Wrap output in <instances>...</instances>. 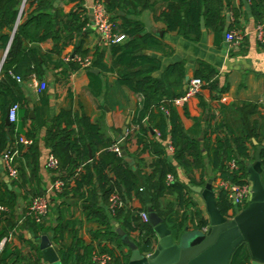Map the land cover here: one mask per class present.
Instances as JSON below:
<instances>
[{
	"label": "trees",
	"instance_id": "1",
	"mask_svg": "<svg viewBox=\"0 0 264 264\" xmlns=\"http://www.w3.org/2000/svg\"><path fill=\"white\" fill-rule=\"evenodd\" d=\"M56 1L28 0L25 8L21 10L23 0H0V41L2 47L10 46L0 73V111L3 113V121L0 124V156L6 152L8 146L12 153L15 150L23 153L22 144L13 147L20 135L15 130V124H11L9 137L4 121L8 110L15 104L24 108L27 117L28 103L21 94L16 78L41 74L44 64L42 61L44 59L45 62L46 58L40 55L37 46L44 42L54 43L51 55H60L67 47L74 45V56L91 58L92 66L87 69L91 83L101 79V76L90 73L91 70L116 73L123 87L143 97V103L137 106L134 119L128 128L129 134L125 136L124 142L118 145L124 151L123 147L133 137L132 127L138 126L134 135L138 146L143 147L140 153L148 150L155 156L152 164L148 166L152 169L151 173H144L141 167L139 171L134 172L125 157L114 151L117 143L106 140L100 126L93 124L86 115L62 110L51 122L47 146L57 160L54 182L60 180L64 183L63 192L55 195L59 204L56 206L57 225L48 226L46 218L38 224L29 210L22 227L37 239L42 235L51 238L60 246L59 254L64 264H92V254L95 251L92 244H85L79 238V222L70 215L68 207L70 198L80 201L87 222L99 226L92 237L94 242H102L99 243L101 252L112 257V264H129L131 253L124 251L122 237L115 231L114 222H118L129 237L137 235L132 240L142 254H152L156 248L157 237L153 227L144 223L140 216L143 212L148 213L149 207L163 218L175 239H179L186 231L189 220L197 230L208 229L210 223L203 216L198 204L190 198L192 192L189 185L206 187L210 179L214 182L220 179L224 183L245 184L258 146L263 147L261 164L264 183V115L261 113V106L243 103L234 108L235 117L232 122H217L210 116L204 131L197 124V128L191 132L183 128L180 116L173 106L166 108L169 115L162 111L165 102L171 103L186 94L183 87L187 71L182 64H177L170 66L161 79L153 76L161 69V62L146 55L144 51L160 49L162 45L157 38L145 33L143 25L134 19L140 13L153 8V0H111L109 4L106 3L112 19L121 21L116 32L126 36V41L112 45L110 49L113 57L112 67L105 64L104 51L96 49L91 56L85 49L84 28L90 23V16L80 8L68 15L62 14L54 7ZM166 1L167 9L156 20L164 22L167 32H178L187 40L198 43L204 34L203 20L206 30L215 31L217 34L224 32V9L226 6L230 7L231 0ZM246 1L250 3L251 11L259 23H264V0ZM27 6L29 10H26ZM233 12L234 24L229 30L237 29L239 24L240 14L235 10ZM5 31L7 33H4ZM80 69L78 63H69L71 73ZM217 75L211 66L200 63L194 77L203 81V89H210L214 93V99H220L229 90L228 85L220 88ZM200 105L207 110L203 102ZM154 109L160 111L161 138L149 141L152 129L145 127L143 122L151 116ZM47 124L46 121L36 122L39 127ZM168 126L171 128L170 133L167 131ZM26 137L32 140L33 144L25 156L32 159L36 152L35 132L29 131ZM253 140L257 141L258 146L253 145ZM163 142H170L173 148L172 156ZM232 161L238 165L237 170L231 169ZM179 168L183 170L188 184L180 180ZM169 176L174 177L173 183L168 182ZM174 195L176 202H163L166 196ZM40 196L44 195L40 193L32 196V199ZM116 196L123 202V207L112 209L111 200ZM132 198H137L143 208L134 209L129 206ZM216 200L221 214L229 220L250 205L235 207L229 200V193L223 188L217 189ZM17 204L16 193L0 182V206L10 212L6 227L0 233V243L16 229L17 224L12 220ZM66 234L72 239L70 246L64 243ZM113 243L117 244L116 249L109 247ZM28 244L31 253L25 257L20 250L5 245L0 254V264H43L40 246L32 242ZM232 260L231 264H251L248 245H241Z\"/></svg>",
	"mask_w": 264,
	"mask_h": 264
},
{
	"label": "crops",
	"instance_id": "2",
	"mask_svg": "<svg viewBox=\"0 0 264 264\" xmlns=\"http://www.w3.org/2000/svg\"><path fill=\"white\" fill-rule=\"evenodd\" d=\"M94 2L95 0H64L58 6L54 4V7L65 15L70 14L76 8H80L90 16V9ZM153 3V8L134 17L136 21L143 25L144 32L157 38L162 45L160 49L144 51L146 55L152 56L161 62V69L154 73L153 76L161 79L170 66L182 64L187 71L183 87L186 92L187 83L195 77L199 64L204 63L216 70L220 88L225 85H228L229 88L228 92L223 94L220 99H214V93L210 89H203L197 97H192L183 104L177 105L173 102H165V111L161 108L162 111L169 115V110L166 108L173 106L180 116L183 128L190 132L197 128V124L204 131L210 116L214 117L217 122H222L223 120L228 123L232 122L235 117L234 108L243 103L249 102L261 106L260 110L264 115V46L259 43L255 33V29L261 23L251 11L250 3L246 0H231L230 7L226 6L224 9L226 17L224 32L217 34L215 31L206 30L205 26V29H202L204 31L203 38L198 43L187 40L178 32H167L164 22L156 20V18L161 16L162 12L167 9L168 3L166 0H153ZM26 10H29L28 6ZM233 10L238 11L240 14L239 24L237 29L229 30L234 24ZM91 17L90 23L84 28L86 35L85 49L90 52L91 56L94 55L96 49L104 51L106 53L105 64L108 67H112L111 47L102 45L100 34ZM116 22L117 26H119L121 21L118 19ZM233 31L243 36L244 41L242 44L234 45L226 41L227 33ZM4 33L7 32L5 31ZM37 47L40 55L45 57L46 61L44 62V59L42 61L44 64L41 74H33L30 77L21 78V81H17L18 77L16 78L21 88V94H23L28 103V115L25 117L24 108L20 107L19 120L15 124V130L20 134L18 138L26 136L29 131L35 132V156L32 159L29 156H25L30 146H23V153L17 154V150L13 152V165L19 171V179L17 181L9 179L10 177L3 160L5 153L0 156V163L3 160V163L0 164V182L4 183L8 190L14 191L18 196V204L12 220L17 225L16 229L6 236L9 237L6 245L20 250L24 257L31 253L28 243L32 242L34 245L39 246L41 240V238H35L29 230L22 227L27 215L26 212L28 213L29 207L34 200L32 196L41 193L50 201V213L54 212V214L50 217V214H48L46 217L48 226L55 227L58 220L56 206L59 204L56 202V194L51 189L56 183L54 182L56 175L54 170L48 166V162L53 156L52 151L47 146L48 129L51 122L61 114L62 110L86 115L93 124L100 126L106 140L116 142L118 145L124 142L125 136L129 134L128 128L134 119L137 106L140 102L143 103L142 96L132 93L120 84L116 73H102L99 69H94L97 70L95 74L101 76L100 83L97 80L91 83L87 70L80 69L75 73H71L69 70L70 62L67 61V58L75 57L73 54L74 45L67 47L60 55L50 54L54 49L53 42H44ZM9 48L10 46L7 48L2 47V42L0 41V70L7 58ZM42 85H46V88L40 91ZM95 90L96 92H94ZM202 102L207 106V110L201 107L200 104ZM159 112L158 109H154L151 116L147 117L143 122L145 127L152 129L151 135L148 137L149 141L161 138L162 123L159 118ZM8 116L9 113L7 114ZM6 119L4 121L5 125ZM38 120L41 122L46 121L48 124L39 127L36 125ZM2 121L3 113L0 111V124ZM6 127L8 131L10 127L7 125ZM126 128L128 129L127 134H125ZM167 128L170 133L171 128L169 126ZM132 130V139L123 147L127 153L126 162L132 167L134 172L139 171L141 167L144 173L149 174L152 169L148 166L152 164L155 156L148 150L140 153L143 147L138 146L137 138L134 135L136 133L135 130H138V126L132 127ZM202 135L204 133L201 134V137ZM254 141L257 143L256 140H253V145H257L258 143L255 144ZM18 144L19 140L13 147ZM163 144L168 147L169 154L172 156L173 148L170 142H163ZM178 171L180 180L188 184L183 170L179 168ZM220 182V179L216 182L213 181L215 191L220 188ZM191 187L193 186L189 185L190 190ZM191 192V200L198 204V207L203 211V216L208 220L206 204L202 196L192 190ZM163 202L165 204L174 203L176 202V197L175 195L166 196ZM128 204L134 209L143 208L137 198H132ZM68 207L70 215H73L79 222V238L85 244H92L95 248L92 254L93 258L94 253L102 251L101 244L99 245L102 242H94L92 237L99 226L86 221L79 200L70 198ZM8 214H10L9 210L0 217V233L6 227ZM113 225L116 229L115 231L119 233V228H122L121 225L118 222H114ZM186 230L188 233L200 231L195 229V225L190 220ZM203 232L205 231L203 230ZM136 237L137 235L134 234L130 239L132 240ZM49 239L51 240V238ZM121 242L124 245V251L131 253L129 247L123 243V238ZM51 243L59 253L60 246L53 240H51ZM64 243L67 246L72 243V239L67 234L65 235ZM157 245L156 241V247ZM109 247L116 249L117 244L113 243ZM43 264L47 263L44 262Z\"/></svg>",
	"mask_w": 264,
	"mask_h": 264
},
{
	"label": "water",
	"instance_id": "3",
	"mask_svg": "<svg viewBox=\"0 0 264 264\" xmlns=\"http://www.w3.org/2000/svg\"><path fill=\"white\" fill-rule=\"evenodd\" d=\"M64 0H58V6ZM25 2V0H24ZM23 2V3H24ZM109 4L110 0H106ZM92 21L94 17H91ZM202 29L205 22L202 21ZM163 35V34H162ZM97 73V70L91 71ZM33 115V113H32ZM130 123V122H129ZM128 123V124H129ZM6 125L11 127L9 118ZM8 132L10 137L11 133ZM128 129H125V134ZM202 135L201 140H203ZM255 144H257L254 141ZM263 147L259 146L253 165H250L248 174L249 182L252 183V195L250 205L240 212L232 220L225 218L218 207L216 191L213 179L207 182L206 187L193 186L191 190L202 196L206 204V212L210 226L207 232L194 231L184 233L179 239H175L173 232L164 223L157 212L150 207L148 210L149 224L153 227L157 237V247L152 254H142L138 245L133 243L126 232L119 228L123 243L129 247L131 256L129 264H231L235 251L243 244H247L251 264H264V183L262 180L263 167L261 152ZM8 154L9 146L5 150ZM121 155L126 157V151ZM92 159V153H91ZM3 163V160L0 164ZM10 179V178H9ZM10 187V186H9ZM40 249L43 261L47 264H64L56 248L52 245L47 235L40 240Z\"/></svg>",
	"mask_w": 264,
	"mask_h": 264
},
{
	"label": "built area",
	"instance_id": "4",
	"mask_svg": "<svg viewBox=\"0 0 264 264\" xmlns=\"http://www.w3.org/2000/svg\"><path fill=\"white\" fill-rule=\"evenodd\" d=\"M27 1L28 0H25L22 10L25 8ZM90 16L94 17L93 23L98 33L100 34L102 45L112 47V45L121 44L126 41V36L124 34L116 32L118 28L117 22L112 19V15H110L107 11L105 0H95L92 8L90 9ZM255 30L259 43L264 46V23L260 24ZM226 41L234 45H240L243 43L244 38L241 34L237 33L236 31H233L227 33ZM67 61H73L74 63H78L81 66V69L83 70H87L92 66L91 58L83 59L80 56H75L74 58L68 57ZM17 81H21V77L18 76ZM203 87L204 83L202 80L197 78L190 79L186 86V94L183 97L174 100L173 103L180 105L189 101L192 97H197L202 92ZM45 88L46 85H42L40 91L45 90ZM141 105L142 102L139 103V106ZM20 107V104H15L10 107L8 111V118L11 124L18 123ZM162 109L165 111L164 108ZM19 143H21L25 147H29L33 144V141L28 139L26 136H21L19 138ZM113 149L118 154L122 153V149H120L119 145H115ZM18 153L19 152H17V154ZM3 160L10 179L17 181L19 179V171L13 165L14 154L12 152L5 154ZM48 166L53 170L56 169L57 160L53 156L50 158ZM230 167L232 170L238 169V165L234 161L230 163ZM173 180L174 177H168L169 183H173ZM220 188H223L229 193V200L235 205V207H245L246 205H249L251 203L250 200L252 195V183L249 182V180H247L245 184H229L221 181ZM51 189L53 193L59 194L64 190V183L59 180L52 186ZM111 206L112 209L117 208V206L123 207V202H121L119 197L116 196L112 198ZM50 209V201L45 196L35 198L30 206L32 216L38 224L41 223L48 216V214L50 213ZM7 211L8 209H6L4 206H0V217ZM140 216L144 223H149L148 213L143 212ZM204 231L207 232L208 229H205ZM8 240L9 237H5L0 243V254L3 252V249L5 248L4 246L7 244ZM112 262V257L106 253H94L92 258V264H112Z\"/></svg>",
	"mask_w": 264,
	"mask_h": 264
},
{
	"label": "rangeland",
	"instance_id": "5",
	"mask_svg": "<svg viewBox=\"0 0 264 264\" xmlns=\"http://www.w3.org/2000/svg\"><path fill=\"white\" fill-rule=\"evenodd\" d=\"M256 154V153H255ZM256 156V155H255ZM254 163V162H253ZM253 163H252V165H253ZM50 215H49V217L52 215V214H54V212H52V213H49Z\"/></svg>",
	"mask_w": 264,
	"mask_h": 264
}]
</instances>
